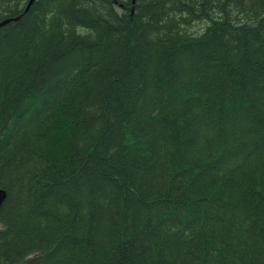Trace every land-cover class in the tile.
<instances>
[{"label":"trees","instance_id":"obj_1","mask_svg":"<svg viewBox=\"0 0 264 264\" xmlns=\"http://www.w3.org/2000/svg\"><path fill=\"white\" fill-rule=\"evenodd\" d=\"M0 0V264H264V0Z\"/></svg>","mask_w":264,"mask_h":264},{"label":"water","instance_id":"obj_2","mask_svg":"<svg viewBox=\"0 0 264 264\" xmlns=\"http://www.w3.org/2000/svg\"><path fill=\"white\" fill-rule=\"evenodd\" d=\"M31 1L32 0H30V2ZM134 1L135 0H132V4H134ZM131 9H133V6L131 7ZM6 21H9V19L1 22L0 23V26L3 25V24H5ZM5 198H6V191L3 190V189H0V207L2 206L3 202L5 201Z\"/></svg>","mask_w":264,"mask_h":264},{"label":"bare ground","instance_id":"obj_3","mask_svg":"<svg viewBox=\"0 0 264 264\" xmlns=\"http://www.w3.org/2000/svg\"><path fill=\"white\" fill-rule=\"evenodd\" d=\"M32 1H33V0H32ZM32 1H31V2L29 1L28 5L26 6V10L28 9V7H29L30 4L32 3ZM5 20H8V19L1 20L0 23L3 22V21H5ZM9 21H10V20H9ZM7 22H8V21H6L5 24H6ZM3 25H4V24H3ZM1 26H2V25H1ZM1 26H0V27H1Z\"/></svg>","mask_w":264,"mask_h":264}]
</instances>
